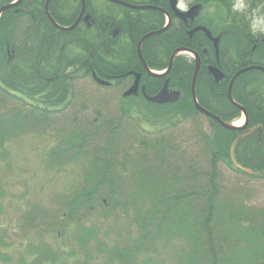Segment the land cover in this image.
Here are the masks:
<instances>
[{"label": "trees", "instance_id": "trees-1", "mask_svg": "<svg viewBox=\"0 0 264 264\" xmlns=\"http://www.w3.org/2000/svg\"><path fill=\"white\" fill-rule=\"evenodd\" d=\"M14 1L0 0V9ZM47 1L20 0L0 16V159H10L5 150L10 141L55 127L60 130L64 123L60 141L45 154L46 167L61 170L62 163L82 164L80 178L53 197L58 208L43 212L37 208L35 215L47 218L50 229L56 225L60 234L69 233L72 255L81 257L78 264H174L175 259L177 264H214L218 259L210 254L217 248L223 253L220 264H264V206L255 203L251 210L252 200L245 192L252 188L226 189L220 172L221 166L230 167L248 183L264 178V71H247L233 85L234 100L248 112L247 126L227 130L208 117L210 131L200 128L189 140L192 152L186 159L192 164L182 171L178 156L180 150L186 153V143L179 140L181 148L174 133L179 123L202 115L192 100L195 60L177 54L170 72L153 75L138 56L140 39L165 24L160 9L169 11L171 26L143 42L144 60L150 69L164 71L177 49L199 53L198 100L231 123L242 114L228 97L233 75L251 65L264 67V33L251 25L256 15L264 14V0H247L242 11L233 0H186L187 5L216 7L186 22L175 16L169 0H123L151 6L147 9L84 0L82 21L68 31L47 16ZM82 6V0H50L48 9L59 25L68 27ZM197 27L217 38L218 55L204 31L191 35ZM93 73L112 85L100 86ZM136 73H141V84L151 96L168 80L173 99L156 104L142 94L126 95ZM87 80L113 89L110 93L122 90L118 117H111L109 106L117 95L104 91V99L93 107L96 116L79 123L78 113L89 108L85 106L89 100H81L78 86ZM139 113L154 121L153 130L141 126ZM128 122L136 129L127 141L123 133ZM197 152L204 161H198ZM199 198L204 199L201 207ZM117 209L121 215H115ZM126 217L141 228L137 236L132 227L126 232L112 229L109 220L122 222ZM182 229L200 241L197 250L188 243L190 253L176 255ZM169 256L173 257L167 261ZM59 257L57 249L48 247L30 262L24 257V263L75 264Z\"/></svg>", "mask_w": 264, "mask_h": 264}, {"label": "rangeland", "instance_id": "rangeland-1", "mask_svg": "<svg viewBox=\"0 0 264 264\" xmlns=\"http://www.w3.org/2000/svg\"><path fill=\"white\" fill-rule=\"evenodd\" d=\"M234 5L237 6L239 11H242L247 6V0H233ZM182 5H186V0H181ZM190 6V5H189ZM216 9L214 4H205L201 15L206 12H211ZM251 25L253 30L264 33V14L256 15L252 19ZM80 91L81 100H89L88 109L83 110V114H79V123L85 124L90 118L96 116L93 113L94 104L98 105L103 98L104 91L113 92V89H106L98 87L88 80L78 86ZM121 91L117 93H110V95H117L116 101H113L111 106L112 116L116 118L120 114L118 108V101ZM103 104H106L104 102ZM101 104V105H103ZM140 117H143L142 113H139ZM73 115L70 116L72 118ZM144 127L149 129L156 125L152 119L139 118ZM244 123V117L241 122H237V125ZM64 124V123H63ZM63 124L59 126L60 130L64 131ZM211 123L204 116L198 115L194 118L183 121L176 129L174 136L178 138L176 143L181 146L179 140L185 139L186 153L180 150L178 156V162L181 169L189 167L192 163L186 158L190 156L192 152L189 147V140L195 137L200 131V128L205 129L206 132L210 131ZM142 125V124H141ZM55 127V124H54ZM123 139L127 140L133 137L135 131V125L132 122H128L124 127ZM57 127L47 132H34L28 134L23 139L10 141L6 145L7 151L10 152V159H0V244H6L5 247L0 248V264H25L24 257L27 261L30 260L38 253L45 251L48 247L57 249L60 253L59 261L75 262L78 264L76 255L73 254L72 242L69 233L67 235L60 234V231L56 228H49V220L42 216H36L35 212L43 209L53 211L58 208V202H53L55 196L66 190L70 185L79 179L80 169L82 164L76 163L72 165H65L62 163L60 169H52L46 167L45 159L46 152L54 148L60 141L59 134H63ZM183 132V134H181ZM131 139V138H130ZM138 143L137 140L135 141ZM182 148V146H181ZM180 148V149H181ZM183 156H182V155ZM200 158L198 161H204V157L200 152H197ZM221 166V164H220ZM54 168V167H53ZM181 171V172H182ZM224 176V187L234 189H240L238 185H247L252 189H247L245 192L249 195L252 201L246 202L251 210L254 209V204L258 203L262 207L264 206V179L256 180L252 183H248L246 177H237L236 173L229 167L221 166V170ZM176 185V184H175ZM147 201V199H146ZM204 199L199 198L200 207L203 206ZM51 205L54 209H51ZM38 208V209H37ZM116 214H122V211L117 209ZM62 214H58L60 218ZM109 220V223L115 231L123 229L125 232L129 228H133L134 236H137L141 232V228L136 225L132 217L124 218L122 222H116ZM258 221V220H257ZM68 232V229L66 230ZM123 231V232H124ZM168 231V230H167ZM171 232V231H169ZM172 233L167 234L165 237H169ZM179 241L175 245L176 255H182L183 253H190V251L197 250L199 241H196L189 231L182 229L177 233ZM191 247V250L189 245ZM248 248V244L246 245ZM5 252V253H4ZM167 253L168 250H165ZM212 259H218L214 264H220V258L223 256L220 248L213 251L210 254ZM9 257V260L5 258ZM173 256H169L167 261H170ZM174 264H177V259L174 260ZM189 264V263H188Z\"/></svg>", "mask_w": 264, "mask_h": 264}, {"label": "water", "instance_id": "water-1", "mask_svg": "<svg viewBox=\"0 0 264 264\" xmlns=\"http://www.w3.org/2000/svg\"><path fill=\"white\" fill-rule=\"evenodd\" d=\"M19 1H20V0H18L17 2H15V3H13V4H8V5L3 6V7L0 9V15H1V13H2L3 11H5L6 9H8V8H10V7H12V6H14V5L17 4ZM110 1H112V2H116V3H119V4H123V5L128 6V7L136 8V9L141 8V7H138V6H136V5H132V4H128V3L122 2V1H120V0H110ZM49 2H50V0H48L47 3H46V13H47L48 17L50 18V20H51V21H52V22H53V23H54L59 29H61V30H71V29H74V28H75V27L81 22V20L83 19V16H84V14H85V2H84V0H82V2H83V6H82V10H81V13H80L78 19L75 21V23H74L72 26L67 27V28L62 27L61 25H59V24L54 20V18L51 16V14H50V12H49V9H48V7H49ZM171 5H172V8L174 9V11L176 12V14H177L178 17H181V18H183V19H186V18H188V17L191 18V19H194V17H195V13H194V9H195V7L192 8L189 12H182V10H179V9L177 8V0H171ZM142 8H149V6H145V7H142ZM170 24H171V18L169 17L168 25L164 28V30L167 29V28H169ZM203 29H204V31L207 32V34H208L209 36H211V35L209 34V32H208L205 28H203ZM160 32H161V31H157L156 33H148V34H146V35L141 39V42H140L139 45H138V52H139L138 54H139V57H140V59L142 60V62H143V64H144L145 68L147 69V71H149V68L147 67L146 62H145V60L143 59L142 52H141V45H142V42H144V40H146L148 37L152 36L153 34H158V33H160ZM193 32H194V31H192V33H193ZM213 41H214L215 44L217 45V39L213 38ZM180 52L191 53L192 51H186V49H178V50L174 53V55L172 56L171 61H170V64H169V68H168V70H167L166 72H169V71L171 70V68H172V66H173L174 57H175V55H176L177 53H180ZM192 53H193V52H192ZM194 56H195V58H196V67H195V72H194V77H193V84H192V97H193V102H194V105H195L196 109H198L200 112L206 114L207 116L214 118L215 120H217V121H218V122H219L224 128H226V129H229V130H235V129H237L236 126L224 122L220 117H218L217 115H215V114H213L212 112L208 111L207 109L203 108V107L199 104V102H198V100H197V95H196V81H197L198 74H199L200 67H201V59H200V56H199L198 53H194ZM251 69H258V70H263V71H264V67H262V66H250V67H247V68H244V69L238 71V72L236 73V75L233 77V79H232V81H231V83H230L229 91H228V96H229V99L231 100L232 103H235V101H234V99H233V96H232V88H233V84H234L235 79H236L240 74H242V73H244V72H246V71H248V70H251ZM93 77H94V79L96 80V82H98L99 84H102V85H108V83H109V82H107V81H105V80H101L100 78H98L97 75H96L95 73L93 74ZM139 82H140V74L136 75V81H135L134 85L128 90L127 93H128V94H133V93L137 92V91H138V87H139ZM168 84H169V81L166 82V84H165L163 90L161 91V93H159V95H157V96H155V97H149V96L146 95L147 99H148L149 101L156 102V103H160V104H164V103H166V102L169 100V98H170V94L168 93V90H167V88H168ZM143 92H144V89H143ZM244 113H245V115H246V112H245V111H244Z\"/></svg>", "mask_w": 264, "mask_h": 264}, {"label": "bare ground", "instance_id": "bare-ground-1", "mask_svg": "<svg viewBox=\"0 0 264 264\" xmlns=\"http://www.w3.org/2000/svg\"><path fill=\"white\" fill-rule=\"evenodd\" d=\"M120 1H122V2H125V3H128V2H126V1H123V0H120ZM128 4H130V3H128ZM123 5V4H122ZM138 7H141V8H138V9H147V8H142V7H145V6H141V5H137ZM161 10V9H160ZM163 13H164V15H165V24H164V26L161 28V29H159V30H155V31H151V32H148V33H156L157 31H161L160 33H158V34H161V33H163V32H165L167 29H165L164 30V28L166 27V23L168 22V18H169V16H170V12H168V11H164V10H161ZM4 12V11H3ZM2 12V13H3ZM1 13V14H2ZM47 14V13H46ZM48 16V15H47ZM63 27V26H62ZM65 28H67V26H64ZM68 27H70V26H68ZM72 30V29H71ZM66 31H68V30H66ZM153 35H157V34H153ZM141 42V39H140V41H139V43ZM143 43V42H142ZM138 56H139V54H138ZM140 58V57H139ZM242 120H240V121H238V122H241Z\"/></svg>", "mask_w": 264, "mask_h": 264}, {"label": "flooded vegetation", "instance_id": "flooded-vegetation-1", "mask_svg": "<svg viewBox=\"0 0 264 264\" xmlns=\"http://www.w3.org/2000/svg\"><path fill=\"white\" fill-rule=\"evenodd\" d=\"M190 8V6H187V7H185V9H189ZM186 22V21H185ZM248 123H249V119H248Z\"/></svg>", "mask_w": 264, "mask_h": 264}]
</instances>
